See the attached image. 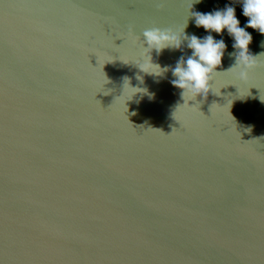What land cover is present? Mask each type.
<instances>
[{
  "label": "water",
  "instance_id": "1",
  "mask_svg": "<svg viewBox=\"0 0 264 264\" xmlns=\"http://www.w3.org/2000/svg\"><path fill=\"white\" fill-rule=\"evenodd\" d=\"M226 6L0 0V264H264V34L240 79L195 23ZM154 27L224 40L215 94L171 83L187 41L140 71Z\"/></svg>",
  "mask_w": 264,
  "mask_h": 264
},
{
  "label": "clouds",
  "instance_id": "2",
  "mask_svg": "<svg viewBox=\"0 0 264 264\" xmlns=\"http://www.w3.org/2000/svg\"><path fill=\"white\" fill-rule=\"evenodd\" d=\"M241 3L243 15L249 18L245 27L240 26L236 10L232 6H226L224 10H217L213 13L196 12L194 16L196 26L203 27L209 33L223 34L227 29L228 34L234 38L233 48L237 50L230 54L235 56V64L228 70L238 68L239 78L246 80L249 72L258 66V55L250 53L249 45L252 43L253 37L245 29L253 28L264 34V0H241ZM142 35L145 52L150 55L138 65L141 72L158 76L157 70L162 68L153 62L152 52L160 54L167 48L180 49L183 41H187V47L192 50V54L186 59L181 57L176 66L171 69L172 75L175 77L171 83L182 90L181 95L184 103L195 100L198 96L207 100L210 93L215 94L212 90V81L218 73L217 69L222 64L227 48L224 40H216L211 34L201 39L195 35L188 36L185 33L184 39L181 40L171 29L158 27L146 29ZM145 45L147 46L145 47ZM260 55H264V53ZM163 70L167 71L168 69Z\"/></svg>",
  "mask_w": 264,
  "mask_h": 264
}]
</instances>
